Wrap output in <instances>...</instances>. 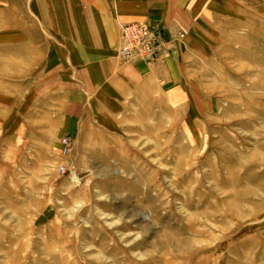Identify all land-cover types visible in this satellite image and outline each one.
Masks as SVG:
<instances>
[{
	"label": "rangeland",
	"instance_id": "rangeland-1",
	"mask_svg": "<svg viewBox=\"0 0 264 264\" xmlns=\"http://www.w3.org/2000/svg\"><path fill=\"white\" fill-rule=\"evenodd\" d=\"M174 2L0 0V264H264V0Z\"/></svg>",
	"mask_w": 264,
	"mask_h": 264
},
{
	"label": "built area",
	"instance_id": "built-area-1",
	"mask_svg": "<svg viewBox=\"0 0 264 264\" xmlns=\"http://www.w3.org/2000/svg\"><path fill=\"white\" fill-rule=\"evenodd\" d=\"M162 32L157 26L146 24H128L121 27V45L118 48L119 57L130 60L134 57L153 61L162 44ZM67 144V142H64Z\"/></svg>",
	"mask_w": 264,
	"mask_h": 264
},
{
	"label": "crops",
	"instance_id": "crops-1",
	"mask_svg": "<svg viewBox=\"0 0 264 264\" xmlns=\"http://www.w3.org/2000/svg\"><path fill=\"white\" fill-rule=\"evenodd\" d=\"M174 4H175L174 0H171L170 5H174ZM182 6H184V5L182 4Z\"/></svg>",
	"mask_w": 264,
	"mask_h": 264
}]
</instances>
